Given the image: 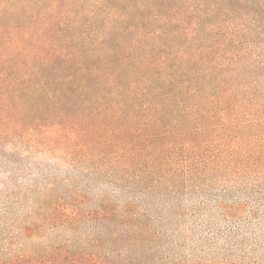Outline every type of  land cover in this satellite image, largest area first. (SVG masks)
Masks as SVG:
<instances>
[{
  "label": "trees",
  "instance_id": "obj_1",
  "mask_svg": "<svg viewBox=\"0 0 264 264\" xmlns=\"http://www.w3.org/2000/svg\"><path fill=\"white\" fill-rule=\"evenodd\" d=\"M218 1L212 5L221 13L232 11ZM231 1L242 3L249 17L251 26L240 31L250 35L254 51L240 49L245 35L215 49L217 23L205 17L204 5L175 19L176 26L151 24L148 42L118 36L124 45L114 44L105 56L96 45L57 49L54 31L0 22V152L22 145L30 155L54 151L76 170L83 163L109 165L120 177L110 181L115 187L126 182L144 197L163 195L173 203L195 196L194 213L209 209L227 221L248 212L264 222V138L251 144L213 129L231 109L254 104L235 92L244 69L264 85V0ZM109 216L103 212L101 220ZM107 251L114 253L1 254L0 264H128ZM196 259L167 264H231L215 253ZM131 264L145 263L138 257Z\"/></svg>",
  "mask_w": 264,
  "mask_h": 264
},
{
  "label": "rangeland",
  "instance_id": "obj_2",
  "mask_svg": "<svg viewBox=\"0 0 264 264\" xmlns=\"http://www.w3.org/2000/svg\"><path fill=\"white\" fill-rule=\"evenodd\" d=\"M214 1L0 0V22L54 31L50 36L57 49L84 52L96 45L104 48L105 56L114 44L124 45L118 36L148 42L153 25L176 26L175 19L204 5L205 17L217 23L211 41L219 49L229 45L228 39L237 42L245 35L242 25L251 24L242 3L219 0L224 7L230 5L232 11L226 14L212 5ZM245 36L246 44L252 38ZM107 44L111 48H105ZM245 44L240 49H256L251 42ZM260 55L264 60L261 50ZM254 74L244 69V81L235 90L254 104L231 109L228 119L214 120L216 134L244 136L251 144L264 138V85L254 83ZM21 146L0 152V255L43 257L59 250L96 253L108 248L114 252L107 251L110 256L128 264L138 257L145 264L182 258L194 262L203 253H215L231 264H264V222L250 220L248 212L227 221L209 209L197 214L200 198L195 196H184L178 203L158 194L147 198L126 182L111 185L120 177L109 165L83 163L76 170L72 166L77 164L70 167L54 151L30 155ZM103 212L110 215L107 222L101 220Z\"/></svg>",
  "mask_w": 264,
  "mask_h": 264
}]
</instances>
